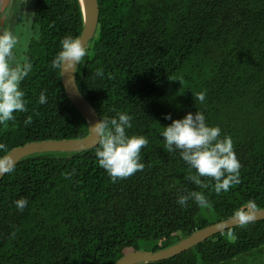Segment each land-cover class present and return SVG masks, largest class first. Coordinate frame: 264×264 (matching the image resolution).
Instances as JSON below:
<instances>
[{"label": "trees", "instance_id": "obj_1", "mask_svg": "<svg viewBox=\"0 0 264 264\" xmlns=\"http://www.w3.org/2000/svg\"><path fill=\"white\" fill-rule=\"evenodd\" d=\"M98 2V27L77 65V84L100 118L132 117L128 134L148 140L144 167L113 181L98 164V145L23 158L0 181V264H116L127 252L165 249L237 212L264 208V0ZM83 26L79 0H36L37 33L22 54L32 64L20 85L27 110L0 123V157L28 142L88 135L61 70L51 67L61 40L79 37ZM196 111L232 139L241 166L227 192L216 193L208 177L201 178L204 188L189 182L195 170L164 147L160 133L171 123L165 115ZM192 191L210 207L176 203ZM20 198L28 201L23 211L14 203ZM263 256L264 219L142 264H262Z\"/></svg>", "mask_w": 264, "mask_h": 264}, {"label": "clouds", "instance_id": "obj_2", "mask_svg": "<svg viewBox=\"0 0 264 264\" xmlns=\"http://www.w3.org/2000/svg\"><path fill=\"white\" fill-rule=\"evenodd\" d=\"M19 39L10 27L0 24V123L13 121L14 112L26 111L21 82L32 70V64L26 58H18L15 50ZM61 50L51 62L53 69L73 71L74 67L82 61L87 54V46L78 37L65 36L61 42ZM102 73L97 71L96 75ZM196 99L203 103L205 93H198ZM47 97L41 92L39 104L46 103ZM171 123L162 127L160 133L164 147L168 152H179L181 159L188 165L189 170H195V175L189 174L188 181L204 188L208 185L201 180L208 177L215 181V191L227 192L230 186L238 182L240 163L233 149L230 136H221L218 126L210 125L202 112H188L183 118L173 119L171 114L164 117ZM132 117L127 113H117L115 118H99L89 128L97 138L98 148L95 151L98 164L115 181L131 176L142 170L144 165L140 162V152L148 144L142 135L128 134L132 128ZM26 124L31 123L29 117ZM2 147V146H0ZM15 170L14 162L8 158L7 164L0 157V175ZM189 200H193L202 209L209 208V202L201 192H188L179 195L176 203L185 207ZM18 210L23 211L28 201L20 198L14 201ZM255 207V205H250ZM236 215L241 221L248 219L240 211Z\"/></svg>", "mask_w": 264, "mask_h": 264}, {"label": "water", "instance_id": "obj_3", "mask_svg": "<svg viewBox=\"0 0 264 264\" xmlns=\"http://www.w3.org/2000/svg\"><path fill=\"white\" fill-rule=\"evenodd\" d=\"M82 6L84 26L80 38L86 46L90 43L96 34V30L100 18V7L98 0H79ZM78 65V64H77ZM73 71L70 69L65 70L62 74L61 79L64 85L65 91L70 98L73 105L81 112L83 117L86 119L88 124L89 133L82 138L72 139H49L42 141H32L24 145L13 148L3 158L5 164L8 162V158L16 165L23 158L42 152H75L94 148L98 145L97 138L93 134V130L89 127L94 124L100 116L98 112L91 104V102L83 95L80 88L78 87L76 80V68ZM5 174L0 175V181ZM248 219L241 221L237 215L209 225L203 229L194 231L188 237L180 240L176 244L167 247L165 249L151 251V250H134L124 254L116 264H142L151 263L172 258L179 255L190 248L198 245L205 241L209 237L224 232L227 229L243 225L249 222L263 220L264 219V208L250 210L244 212Z\"/></svg>", "mask_w": 264, "mask_h": 264}, {"label": "rangeland", "instance_id": "obj_4", "mask_svg": "<svg viewBox=\"0 0 264 264\" xmlns=\"http://www.w3.org/2000/svg\"><path fill=\"white\" fill-rule=\"evenodd\" d=\"M35 4L36 0H0V24L15 31L19 39L18 47L15 50L18 58H23L22 54L30 38L37 33L32 28ZM259 262L264 264V256Z\"/></svg>", "mask_w": 264, "mask_h": 264}, {"label": "flooded vegetation", "instance_id": "obj_5", "mask_svg": "<svg viewBox=\"0 0 264 264\" xmlns=\"http://www.w3.org/2000/svg\"><path fill=\"white\" fill-rule=\"evenodd\" d=\"M15 3H17V2L15 1ZM15 3H14V4H15ZM5 8H6V6H5ZM15 8H16V6L14 7V9H15Z\"/></svg>", "mask_w": 264, "mask_h": 264}]
</instances>
